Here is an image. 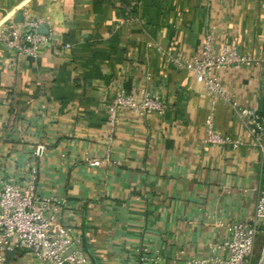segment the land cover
I'll list each match as a JSON object with an SVG mask.
<instances>
[{"label":"crops","instance_id":"crops-1","mask_svg":"<svg viewBox=\"0 0 264 264\" xmlns=\"http://www.w3.org/2000/svg\"><path fill=\"white\" fill-rule=\"evenodd\" d=\"M25 12L54 40L36 59L0 41V181L28 176L31 148L43 145L36 193L66 201L63 221L83 240L86 264H185L210 255L219 222L253 218L262 153L204 142L211 114L231 141L246 130L171 59L198 55L208 32L252 55L259 63L222 79L264 117V0H0V30ZM119 87L148 88L166 111L124 115L110 141ZM3 264L44 263L20 250Z\"/></svg>","mask_w":264,"mask_h":264},{"label":"built area","instance_id":"built-area-1","mask_svg":"<svg viewBox=\"0 0 264 264\" xmlns=\"http://www.w3.org/2000/svg\"><path fill=\"white\" fill-rule=\"evenodd\" d=\"M43 22L33 19L27 12L23 19L2 26L0 41L19 57L36 59L41 49L50 45L52 34L39 33ZM180 68L191 72L202 84L213 103L223 101L233 108L242 121L244 138L231 141L217 131L214 115L207 119L205 143L214 147L232 145L260 151L264 157V117L253 108L241 106L235 101L223 82V75L255 66L258 59L239 52L228 44H216L212 32L205 35V42L198 55L187 59L182 55L171 59ZM161 98L148 88L129 92L123 87L114 91L108 106V139L113 140L123 116L132 114L146 117L150 113L165 114ZM26 163L28 176L16 180L0 181V264L6 255L14 251H29L44 264H86L87 254L83 240L72 225L64 223V199L39 196L36 193L38 175L37 160L45 147L31 148ZM91 167H99L100 159H88ZM218 227L223 234L215 241L208 257H190L185 264H264V186L259 191L252 219L245 222L221 221ZM151 264H167L160 259H151Z\"/></svg>","mask_w":264,"mask_h":264},{"label":"water","instance_id":"water-1","mask_svg":"<svg viewBox=\"0 0 264 264\" xmlns=\"http://www.w3.org/2000/svg\"><path fill=\"white\" fill-rule=\"evenodd\" d=\"M44 29H45V27L41 26L40 29H39V33L47 35V33L44 31Z\"/></svg>","mask_w":264,"mask_h":264}]
</instances>
